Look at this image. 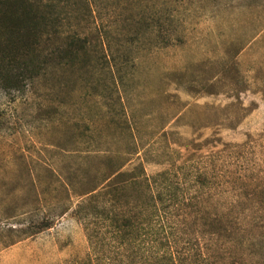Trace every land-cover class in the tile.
Segmentation results:
<instances>
[{"label":"rangeland","instance_id":"1","mask_svg":"<svg viewBox=\"0 0 264 264\" xmlns=\"http://www.w3.org/2000/svg\"><path fill=\"white\" fill-rule=\"evenodd\" d=\"M58 3L78 58L0 91V264L82 262L78 206L140 176L212 264H264V0Z\"/></svg>","mask_w":264,"mask_h":264},{"label":"trees","instance_id":"2","mask_svg":"<svg viewBox=\"0 0 264 264\" xmlns=\"http://www.w3.org/2000/svg\"><path fill=\"white\" fill-rule=\"evenodd\" d=\"M58 1L0 0V91L3 94L25 93L48 70L61 63L73 65L78 58L82 45L72 36L62 48L43 44V36L57 32L54 9L57 10ZM1 116L2 111L0 126ZM121 174L124 173L115 175ZM164 174V171L157 173L156 177ZM155 182L156 178L150 181L145 176L130 182L137 189L146 187L143 201L133 196L132 201L111 199L99 207L94 202L97 196L92 195L86 204L78 206L76 213L89 208L84 215L87 253L78 264H212L210 247L205 243L194 247L187 240L188 234L181 231L180 223L172 221L173 214L163 205ZM124 184L111 186L107 192L112 188L115 192L112 195L124 191L129 185Z\"/></svg>","mask_w":264,"mask_h":264}]
</instances>
